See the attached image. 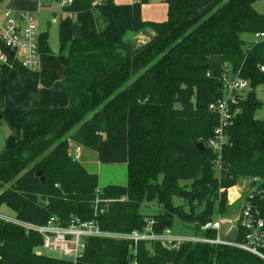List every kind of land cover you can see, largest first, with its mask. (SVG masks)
Returning a JSON list of instances; mask_svg holds the SVG:
<instances>
[{"label": "trees", "instance_id": "trees-1", "mask_svg": "<svg viewBox=\"0 0 264 264\" xmlns=\"http://www.w3.org/2000/svg\"><path fill=\"white\" fill-rule=\"evenodd\" d=\"M258 1L264 0H164L166 19L151 22L141 16L148 0H72L63 10L74 17L58 20L62 77L12 59L10 67L0 66V73L16 69L44 88L61 81L69 99L66 107L23 112L21 137L7 136L0 152V208L27 224L45 225L50 218L66 224L78 217L113 233L149 226L161 234L177 219L193 236L214 239V230L201 228L227 210L228 190L241 178H256L264 189V120L255 117L264 106V98H257V89L264 88V39L241 38L264 34V14L253 7ZM94 10L109 22L102 31ZM74 24L79 37L72 35ZM144 27L156 36L133 50L123 36ZM41 52L50 53L47 32L39 35ZM189 55L203 65L187 64ZM212 56L222 66L210 72ZM227 70L248 89L226 100L230 119L214 152L209 144L221 123L210 106L224 100ZM69 141L94 151L101 164H126V184L99 189L97 175L69 154ZM143 203L162 211L144 215ZM243 239L237 228L229 241ZM41 243L38 233L0 219V264H264L229 245L186 242L172 249L159 241L106 238H88L73 262L37 254Z\"/></svg>", "mask_w": 264, "mask_h": 264}, {"label": "built area", "instance_id": "built-area-1", "mask_svg": "<svg viewBox=\"0 0 264 264\" xmlns=\"http://www.w3.org/2000/svg\"><path fill=\"white\" fill-rule=\"evenodd\" d=\"M136 1L138 0H133V2ZM54 2H57L60 6V16L64 14L68 18L74 17L73 13L63 10L65 7L71 5L72 0H58ZM4 18L5 23L0 27V66L10 67V59H12L16 60L21 67L32 70L36 65V58L39 54L38 41L40 35V33L36 32L32 14L26 11L13 12L7 9L4 11ZM55 21V19H52V23ZM256 37L264 39V34H258ZM7 50L14 52L12 58L7 54ZM225 88L228 91V97L217 103L216 106H210V109H214L219 113L221 123L220 129L217 131L219 134L218 138L209 144V147L214 152L220 150V144L224 141V137L221 134L222 127L230 119L226 100L230 99L233 102L234 94L246 91L248 83L235 78L232 83H227ZM71 156L78 161L80 148H75ZM260 185L261 181L256 178L248 180V192L241 202L235 221L236 229H240L244 234L242 243H234L220 237L221 220L202 226V231L210 229L216 232V237L209 239L205 237L173 235L170 229L164 230L161 234H154L151 232L149 226L142 232L113 233L101 230L98 223L94 220L83 221L78 217H72L66 224H62L56 218H50L45 225L40 226L19 222L14 218L4 216L0 217V219L19 225L26 231L38 233L42 238L40 246L42 249L57 254L59 258L69 259L73 262L83 254L85 241L88 238L128 240L133 244L139 241H159L172 249H177L181 244L186 242L229 245L264 259V254L261 251L264 249V189H261Z\"/></svg>", "mask_w": 264, "mask_h": 264}, {"label": "rangeland", "instance_id": "rangeland-1", "mask_svg": "<svg viewBox=\"0 0 264 264\" xmlns=\"http://www.w3.org/2000/svg\"><path fill=\"white\" fill-rule=\"evenodd\" d=\"M6 1L8 0H4V2ZM15 1L17 2L21 0ZM163 1L164 0H148L147 4L144 5L145 11H147V13L154 12L155 14H157L158 11H160V7L163 6L165 11L162 21H164L166 19V5ZM43 2L44 6L40 7L37 12L32 13V17L34 20L36 32H47V47L50 53H39L36 58V65L32 68L31 71L49 70L61 75L62 66L57 58L59 49V27L57 21L59 20L60 16V6L57 2L49 3L48 0H43ZM25 3L32 5L33 2L27 1ZM152 3L158 4L156 9L151 6ZM18 7L19 4L14 3L10 4L8 6V9L18 12L24 11L21 9H16ZM253 7L257 13L264 14V1H258L254 3ZM93 15L94 19L96 20L97 28H100L102 21H104V17L100 16L97 10H94ZM62 17H66V15L63 14ZM52 19H55L56 21L52 23ZM77 27V24L73 25L75 36L79 35V30ZM137 32L138 31L134 33L132 32V34H137ZM241 38L246 41H254L258 39L257 37L249 34H242ZM184 60L191 66L203 65L202 61L197 56L189 55L184 57ZM208 64L210 67V72H213L222 66L221 58L219 56H212L210 57ZM234 80V75L230 73L229 70H227V80L225 87L227 83H232ZM225 87L223 91L224 99L228 97V91ZM39 88H41V86L38 85L34 80L30 79L28 76L16 69L11 68L6 73H0V117L3 116L2 119L0 118V152L3 150L5 140L9 134H12L16 137L21 136V128L19 125L20 118L18 116V111L26 104H38L37 102H39L41 98L37 90ZM257 98L260 100L264 98V88L260 87L257 89ZM255 117L256 119L264 120V106L256 111ZM6 118L10 120V124L8 123V120ZM16 128H18V132H16ZM77 147L80 148V160H86L87 162H89L88 169L90 170V172L97 175L99 189L108 185H124L126 183V164H101L98 162L97 156H95V152L88 148L77 146L74 143H71V145L69 146L70 154H73L75 148ZM247 192L248 180L242 178L238 181L236 186L228 190V208L223 214L218 215L217 217V220L222 221L220 227V237L222 239L229 241L234 238L236 230L235 221L240 210L241 202L246 196ZM175 202L181 203L180 200H175ZM161 211V207L157 206L156 203H152L150 205L143 203L140 209V212L144 215H153ZM2 216L14 218L12 211L5 205L0 208V217ZM171 232L173 235L193 236V232L190 227L188 225L182 224L177 219H174L173 221ZM36 252L44 256L59 258L57 254L46 251L41 247L37 248Z\"/></svg>", "mask_w": 264, "mask_h": 264}, {"label": "crops", "instance_id": "crops-1", "mask_svg": "<svg viewBox=\"0 0 264 264\" xmlns=\"http://www.w3.org/2000/svg\"><path fill=\"white\" fill-rule=\"evenodd\" d=\"M27 1H32V0H26V1L21 0V1H17V2L15 0H8V1H6L7 3L4 2V0H2L0 2V27L3 26L5 23L4 11L8 9V6L10 4L18 3L19 7L16 9L24 10L21 12L26 11V12H30L31 14L37 12V10L40 8L39 3L36 1H32L33 2L32 5H29L28 3H25ZM114 3L117 5H126V4L133 3V0H114ZM151 6H153V8L156 9L158 4L152 3ZM164 11H165V9L162 6V7H160V11H158L157 14H155L154 12L147 13V11H145V7L143 5L141 8V16H142V19L144 21L161 22L163 20ZM13 12H18V11H13ZM93 12H92V14H93ZM93 17H94V15H93ZM94 21H95V26H96V20L94 19ZM108 25H109L108 20L106 18H104V21H102V23H101V27L97 28V26H96V29H97V31H102L105 28H107ZM77 28L79 30V35L75 36L74 29H72L73 37H79L80 36V27L78 26ZM155 36H156V33L152 29L143 28L140 31H138L137 34H132V32H126L123 36V41L125 43L129 44L133 50H136V49H139L140 47H142L143 45H145L150 40H152ZM47 71H49V70H47ZM57 75H59L60 77L63 76V67H62L61 75L60 74H57ZM37 90L41 96L40 101L37 102L38 104H33V103L32 104H26L25 106H23L18 111L19 112L18 116L20 118V124H19L20 128H21V114L25 111L31 110L33 108H62V107L68 106V104H69L68 92H67L66 86L61 81L55 82L50 88H44L41 86V88H39ZM2 118H3V116H1V119ZM6 119L8 120V123L10 124V120L8 118H6ZM16 129H17L16 132H18L19 131L18 128H16ZM20 137H17V138H20ZM71 143H74V142L69 141V146L71 145ZM69 154H70V152H69ZM95 156H97L96 153H95ZM78 162L89 173H92L88 169L89 162H87L86 160L81 161L80 157H79ZM13 217H14V214H13Z\"/></svg>", "mask_w": 264, "mask_h": 264}, {"label": "water", "instance_id": "water-1", "mask_svg": "<svg viewBox=\"0 0 264 264\" xmlns=\"http://www.w3.org/2000/svg\"><path fill=\"white\" fill-rule=\"evenodd\" d=\"M6 52H7V54H8L11 58L14 56V52H13V51H9V50H7ZM0 118H1V117H0ZM196 149H197L198 151H200V152H204V145H203L202 143H198V144L196 145ZM36 177H39V178H40V181H41L42 183L44 182L43 177L41 176V171H39V172L36 173Z\"/></svg>", "mask_w": 264, "mask_h": 264}]
</instances>
